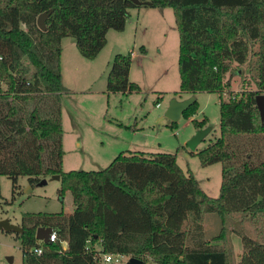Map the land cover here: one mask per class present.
I'll return each instance as SVG.
<instances>
[{
    "label": "trees",
    "instance_id": "obj_1",
    "mask_svg": "<svg viewBox=\"0 0 264 264\" xmlns=\"http://www.w3.org/2000/svg\"><path fill=\"white\" fill-rule=\"evenodd\" d=\"M143 1V0H142ZM0 0V176L15 187L59 175L73 210L65 215L26 213L19 226L27 264H99V253L133 257L142 264H227V233L241 238L238 264H264V123L255 96L264 92V0ZM171 7L178 32V93L221 92L249 53L258 91L219 102V136L196 152L200 165L221 164L218 194L210 197L169 152H119L99 170L61 169L60 38L71 36L77 52L93 59L108 28L121 30L128 8ZM50 9L45 28L36 15ZM254 43L257 47L254 48ZM254 48V49H253ZM142 49V47H140ZM130 55H113L105 76L107 93L139 91L128 80ZM227 73V77L225 76ZM194 101L181 113L195 111ZM196 129L206 126L192 120ZM173 124V122H170ZM204 213L219 228L204 239ZM249 223L254 235L226 221ZM50 227L52 242H36V227ZM65 241V249L61 243ZM34 246L41 248L32 254Z\"/></svg>",
    "mask_w": 264,
    "mask_h": 264
},
{
    "label": "rangeland",
    "instance_id": "obj_2",
    "mask_svg": "<svg viewBox=\"0 0 264 264\" xmlns=\"http://www.w3.org/2000/svg\"><path fill=\"white\" fill-rule=\"evenodd\" d=\"M60 45V82L66 90L60 96L64 151L61 169L99 170L119 152H169L175 154L178 167L183 172L188 170L206 195L217 196L221 164L202 166L196 152L219 136L220 101L245 98L248 92L258 91L253 53H249L244 64L230 65L232 75L228 87L220 93L195 92L194 113L186 118L180 115L170 124L164 116L169 100L185 96L177 92L178 32L171 7L128 8L124 27L121 30L108 28L104 45L91 60L79 55L71 36H62ZM257 46L254 43V48ZM116 53H129L128 80L137 84L139 91L125 94L105 91V76ZM202 118L210 130L191 150L186 141L196 130L192 120ZM44 180V184H38L39 180L29 182L27 177L18 176L11 189L10 179L0 176V219L6 218L19 226L26 213H71L70 192L64 189L59 194L58 180L50 176H45ZM238 220L229 219L225 225L255 236L249 223L240 224ZM202 227L204 239H210L218 231L219 221L213 213H204ZM87 244L96 251L100 249L98 242ZM225 246L230 253L227 264H238L242 254L241 238L227 233ZM127 258L113 255L110 262L102 264H123ZM0 264H27L20 236L14 232L0 230Z\"/></svg>",
    "mask_w": 264,
    "mask_h": 264
},
{
    "label": "water",
    "instance_id": "obj_3",
    "mask_svg": "<svg viewBox=\"0 0 264 264\" xmlns=\"http://www.w3.org/2000/svg\"><path fill=\"white\" fill-rule=\"evenodd\" d=\"M134 4H147L146 0H130ZM50 9L47 11L43 10L39 12L35 17L36 26L43 30L45 28V17L48 14ZM194 101V96L189 95L186 98L176 99L171 98L167 104L166 109L164 110V116L170 121L175 122L181 113ZM255 104L259 112L261 121L264 123V94H258L255 96ZM210 127L205 126L203 128H198L186 141V145L189 149L193 150L198 142H200L203 137L208 133ZM50 179L59 180L58 174L50 175ZM44 178H41L38 181V184H44ZM0 230L6 232H14L16 234L22 231L21 227L18 225L11 224L6 218L0 219ZM50 227L39 226L35 228L34 238L42 243L48 242V235L51 232ZM123 264H142V261L133 257H128Z\"/></svg>",
    "mask_w": 264,
    "mask_h": 264
},
{
    "label": "built area",
    "instance_id": "obj_4",
    "mask_svg": "<svg viewBox=\"0 0 264 264\" xmlns=\"http://www.w3.org/2000/svg\"><path fill=\"white\" fill-rule=\"evenodd\" d=\"M155 106H158V103H156ZM54 240H55V233H54L53 230H51V232H50L49 235H48V242H52V241H54ZM62 243H63L65 246H63V244H61V245H62L61 248L65 249V247H66V243H65V241H63ZM87 243H88V241L86 242V246L84 247V249H85L86 251L89 250V246H88ZM30 251H31L32 254L38 255V254L41 253V248H40L39 246H34L33 248H31ZM94 256H96V258L98 259L99 264H102V263H108V262H110V261H111V257H112L113 255H111V254H107V253H99L98 251L94 250ZM114 256H116V257H118V258H120V259H121V257H122V255H114ZM116 260H117V259H115V261H116Z\"/></svg>",
    "mask_w": 264,
    "mask_h": 264
},
{
    "label": "crops",
    "instance_id": "obj_5",
    "mask_svg": "<svg viewBox=\"0 0 264 264\" xmlns=\"http://www.w3.org/2000/svg\"><path fill=\"white\" fill-rule=\"evenodd\" d=\"M124 27V26H123ZM61 46V45H60ZM60 52H61V48H60ZM131 54V53H130ZM89 60H91V59H89ZM74 70L75 71H78V69H76V67L74 68ZM91 92V91H90ZM183 95H185L183 98H185V97H187V96H189V94L188 93H182ZM182 95H180V96H178L176 99H179V97H181ZM61 144H62V146H63V140H62V138H61ZM63 156H64V151H63V154H62V157H61V162L63 163ZM63 170V169H62ZM64 171V170H63ZM65 246V245H64Z\"/></svg>",
    "mask_w": 264,
    "mask_h": 264
}]
</instances>
